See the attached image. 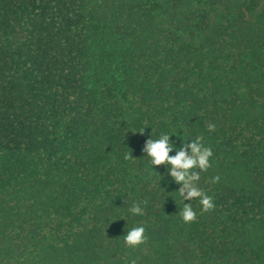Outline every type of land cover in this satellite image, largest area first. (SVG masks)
<instances>
[{
  "label": "trees",
  "instance_id": "obj_1",
  "mask_svg": "<svg viewBox=\"0 0 264 264\" xmlns=\"http://www.w3.org/2000/svg\"><path fill=\"white\" fill-rule=\"evenodd\" d=\"M164 133L212 149L213 211L151 165ZM132 261L264 264V0H0V264Z\"/></svg>",
  "mask_w": 264,
  "mask_h": 264
},
{
  "label": "clouds",
  "instance_id": "obj_2",
  "mask_svg": "<svg viewBox=\"0 0 264 264\" xmlns=\"http://www.w3.org/2000/svg\"><path fill=\"white\" fill-rule=\"evenodd\" d=\"M208 131L215 130V125L209 123ZM143 133V130L140 132ZM169 134L164 133L158 139L149 138L145 142L143 152L149 158L153 167L167 165L168 175L181 187L177 190L183 201L199 200L202 213H208L215 209L214 198L208 195L204 190L198 187V182L201 179L200 172H206L211 167L210 158L213 156V151L210 147L204 146L202 137H197L190 143H183L176 154L170 155L173 151L174 144L170 139ZM132 154L125 156V159H131ZM219 177H214L212 183L218 182ZM147 203L146 201L144 202ZM133 215H143V208L139 203L133 204L129 209ZM184 223H192L197 220V212L193 209L190 203H184L182 210L179 213ZM145 228L136 226L127 231L124 235V244L128 248H138L147 242ZM132 264H136L132 261Z\"/></svg>",
  "mask_w": 264,
  "mask_h": 264
}]
</instances>
